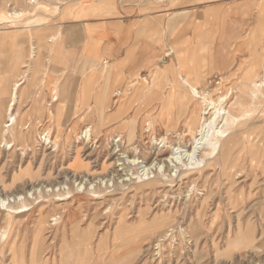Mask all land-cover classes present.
I'll use <instances>...</instances> for the list:
<instances>
[{
	"label": "rangeland",
	"instance_id": "1",
	"mask_svg": "<svg viewBox=\"0 0 264 264\" xmlns=\"http://www.w3.org/2000/svg\"><path fill=\"white\" fill-rule=\"evenodd\" d=\"M87 1L89 0H0V79L7 76L10 81L6 82L12 83L26 75L22 86L35 89L37 81L30 79L35 60L39 59L41 70H44V56H41L42 50L37 38L39 26L50 23L64 6ZM119 1L126 7H135L141 1L150 0ZM154 1L158 2L159 8H174V27H179L177 24L187 25L193 38L191 45L198 47L202 55L199 60L197 54H190L187 59L190 64L184 68L175 59L173 69L169 66L166 73L159 76L175 75L174 79L178 75L188 76L190 79L204 76V88L208 87L210 81L220 79V85L214 87L213 99L229 90L232 94L224 106L228 108L234 103H241L235 112L239 121L234 128L237 135L235 147L229 154L231 173L222 175V162L218 156L216 162L219 166L203 172H199L202 169L199 167L190 171L186 177L175 178L170 186L161 184L138 191L134 183L117 187L115 180L118 177L114 171L123 167L111 170L108 167L118 155L126 152V156H120L119 163H125L126 169L118 173L119 177L126 179V174L132 173L136 176L143 165L128 166V160L138 157L139 162L151 164L158 147L148 134H152L157 140L165 134L164 126H155L151 133L144 130L148 116L154 113L153 116L158 121L159 116L156 117L155 114L158 94L164 96L175 87L168 80H156V75L144 80V87L141 89L137 86L130 89L129 82L123 88L127 92L124 99H112V94L118 88L112 90L104 109L89 111V126L85 125L78 130L70 127L68 119L55 120L49 108L50 103H45L43 111H32L28 103L30 93L23 98L18 92V100L13 106L17 115L14 128L19 129L23 143H19L11 132L5 133L6 129L3 130L2 127L7 117L5 109L0 111V194L11 197L22 195L26 200L23 206L27 210L20 211L18 215H9L5 205L0 207V230L4 227L9 231L7 244L0 245V264H11V247L21 252L23 264H30L33 234L40 219L45 224L39 233L47 246L41 258L49 259L50 264L59 258L63 241L71 245L73 236L83 237L86 233L89 234V264H264V100L255 101L251 98L250 87L243 86L247 72L253 66L257 70L252 73L251 80L261 82L260 74L262 75L264 65V0ZM36 19L42 21L32 23ZM17 45L22 47V59L18 64L15 63ZM208 59H214L213 69ZM14 64H17L16 69ZM138 90L142 94L135 98L134 93ZM53 99L54 97L51 98V103ZM125 102L130 103L126 107V118L109 122L107 118L110 108L114 112ZM192 112L199 114L198 104L193 107ZM126 119H134L133 126L121 128L128 122ZM86 129H90L88 141L81 138ZM130 129L133 130L131 139ZM118 135L121 136L120 147L112 143L113 138ZM5 140L14 146L6 149L3 145ZM185 141L188 143L187 137ZM111 154H116L117 157L110 156ZM159 155V159H165L166 149ZM76 156L82 163L83 170L75 169L73 159ZM25 166L26 171L20 172ZM18 171L21 173L20 180L13 182L12 178L18 176ZM23 173L28 174L25 176ZM81 177L86 184L92 181L94 188L97 186L95 196L85 192L90 186L84 185L86 190L83 186L77 187ZM102 178L108 182H99ZM113 179L114 182L111 181ZM38 185H48L47 189L50 191L47 193ZM36 186L41 192L38 190L37 193L32 192L33 197H26V192ZM61 198L68 199L61 201ZM12 200L14 198L10 199V206L21 207L19 202L13 203ZM165 213L172 214L175 232L160 242L157 234H129L126 237L114 233L121 217L124 220L121 228L131 226L135 229L140 219L145 223L142 225L144 226ZM54 216L59 219L50 221ZM238 224L243 229L249 224L254 240L251 244L247 242L227 249L226 245L235 236ZM208 228L214 232L207 233ZM191 229H202L204 233L193 235ZM181 230L187 231L188 235H180ZM118 236L126 237L123 244L117 240ZM68 245L65 244L66 247ZM122 251L124 255H118Z\"/></svg>",
	"mask_w": 264,
	"mask_h": 264
},
{
	"label": "crops",
	"instance_id": "2",
	"mask_svg": "<svg viewBox=\"0 0 264 264\" xmlns=\"http://www.w3.org/2000/svg\"><path fill=\"white\" fill-rule=\"evenodd\" d=\"M173 14V7L159 8L154 0L141 1L135 7H126L119 0H89L64 6L50 23L39 26L37 38L42 49L41 56H44V70H41L40 64L39 72L31 73L30 79L37 81L33 92L30 87L22 86L26 75L18 78L21 85L16 93V102L18 92L23 98L29 92L28 103L32 111H43L45 103H50L55 120L68 119L70 127L76 130L89 126V111H102L112 90L123 89L132 81H136V86L141 89L151 73L174 65L175 59L184 64L190 54H197L200 60L199 48L191 45L190 29L185 24L174 27ZM19 47L17 45L15 49L17 64ZM173 48L174 51L170 52ZM208 61L213 69L214 59ZM7 79V76L0 79V111L5 109V115L15 82H6L10 81ZM141 94L138 90L134 93L135 98ZM52 97L55 101L51 103ZM129 105L125 102L122 106ZM75 169L83 170V166ZM41 237V248H33L32 242L30 264L33 261L50 264L49 259L41 258L47 249L46 241ZM126 237L118 236L117 240L123 244ZM72 240L71 245L66 243L67 252L60 245L59 258L52 264H89V234L73 236ZM11 248V264L13 260L23 264L21 252ZM67 254L71 258L63 263L62 256ZM118 255L123 256V251ZM38 256L40 258L36 259Z\"/></svg>",
	"mask_w": 264,
	"mask_h": 264
},
{
	"label": "bare ground",
	"instance_id": "3",
	"mask_svg": "<svg viewBox=\"0 0 264 264\" xmlns=\"http://www.w3.org/2000/svg\"><path fill=\"white\" fill-rule=\"evenodd\" d=\"M68 6H70V5H66V7H68ZM83 14H84V12H83ZM41 21H42L41 19H36L32 23H34V22L39 23ZM20 48L22 49V47L20 46L19 50L17 51L18 52V56H17L18 61L17 62H19L22 59V53H21ZM40 50H42V49H40ZM37 51H38V49H37ZM170 52H173V51H170ZM102 60H103V58H102ZM176 62L178 63V65L182 66V68H184L190 64V62H187V63L184 62V64H183L180 62L179 59ZM33 65H34L33 71L36 73L39 72V69H40L39 59L35 60ZM170 67H171V69H173V66H170ZM168 68H169V66L163 70L158 69L157 71L151 73L152 76L156 75V80H163V79L168 80L169 83L175 85V87L173 89H171V91L168 92L166 95L162 96L163 94L162 95L158 94V96L156 97L157 98V107H156L157 111L155 112V114H156V117H157V115L159 116V118H158L159 123L154 118L155 117V116H153L154 113L152 114V116H148L146 118L147 119L146 123H145L146 129H144V130L148 131L147 133H151V129L152 128L154 129L155 126H157V127H159V126L163 127L164 126V129H166L164 136L162 138H160L159 140H157L156 137H153L152 134H148L151 137L152 141H155V143L158 147L157 153L153 154V155H155L154 156L155 159L153 158L154 159L153 162L151 164L147 165L146 163L144 164L143 161L139 162L140 160L138 157H134V158L131 157V160L130 161L128 160L127 165L128 166H129V164L130 165L136 164L138 166L143 165V166H141L142 170L140 169L141 171L138 172L136 176L133 173L129 174V175L126 174V177L127 176L128 177L126 179H121V177H119L118 173L122 172V171L124 172L126 167H125V163L120 164L121 163L120 156L121 155L123 156L126 152L123 153V152H121V149H120L119 152H121V154L119 153L120 155H118V153H117L118 157L116 156V154H111L110 156L114 155L117 158L115 159L114 163L108 167V169L111 170L114 167H117V168L123 167L120 170H116V171L112 170V172L114 171V173L115 172L117 173L116 177H118V178L115 180L117 187H124V186H128L131 183L132 184L134 183V184H136L135 189L138 191L141 189L144 190L145 187L146 188L147 187L154 188L157 185H161V184L170 186L172 183H174L175 178L186 177V175H188V173L190 171H193L195 169H199V167L202 168L201 171H199V172H203L204 170L209 169L211 167L219 166V164L216 162V159L218 156H219V158H221V162H222L221 163L222 165L220 168L222 175L225 176V174L231 173L232 166L229 162V154L232 153L231 150L233 147H235L234 144L236 143L235 141L237 140V135L235 133L234 128L237 126V123L239 121V117L236 116L235 112H236V110L239 109V107L241 106V103H234L233 105H230L228 108L226 105L224 106V104H226V101L228 99H230V96L232 94L231 91H229V90H227L224 94L221 93L220 96H218L215 100L213 99V94L215 92L214 87L220 85V83H221V82H219L220 79H219V81H214V80L210 81L208 83V87L204 88L205 87V80L203 79L204 76H200V77L194 76L193 79H190L188 76L178 75V77L176 79H174L175 75L174 76L170 75L169 77H167L168 75L163 74L165 76L160 77L159 75L162 73H166V70ZM255 70H257V67L253 66L247 72L248 75L246 76L247 78H245V84H243V86H245L246 88L250 87L251 98L254 99L255 101L261 102L262 100H264V65L262 67V75L260 74L261 77L259 76L260 81H261L260 83L253 81V79L251 80L252 73ZM255 79H257V78H255ZM20 85H21V81H18L16 83H14V85H13L11 102L7 106V110H6L7 111V113H6L7 114L6 115L7 121L3 124L2 128H3V130L6 129L5 133L11 132L13 135H15V133L18 134L17 136L15 135L16 140L19 141V143H23V141H21V133H20L19 129L17 130L16 128H14V124L16 122L17 115L14 113L15 109H13V106L16 103V98H17L16 93H17V90L20 87ZM135 86H136V81H132L130 83V89L132 87H135ZM149 90H151V89H149ZM125 93H127L125 90L118 88L112 94V99L120 98V97H121V99H124ZM152 94H153V92H152ZM154 94H156V93H154ZM197 104L200 107L199 114L196 112H192L193 107ZM111 110L112 109L110 108V110H109L110 114L108 115V118H107V120L109 122H115L116 120H120V119L122 121L123 119L126 118L125 117L126 107L120 106L119 108L115 109L114 112H111ZM102 114H103V112H102ZM127 121H128L126 123L127 125L124 124V125H122L121 128H123V127L125 128L126 126H129V127L133 126L134 119H129ZM10 122H11V124H10ZM53 123H54V121H53ZM83 132H84V130H83ZM89 132H90V129H86L84 132V136L81 138H84L87 141L90 140ZM132 135H133V130L130 129L129 139H131ZM173 136L175 139L174 141H173ZM186 137L188 138V143H186V141H185ZM79 138H80V136H79ZM113 140L114 141H112V143L116 144L117 147H120L121 136L118 135V136L114 137ZM6 141L7 140H5V143L3 144L6 149H10L11 147L14 146V145L9 144L8 141L7 142ZM96 142H97V140H96ZM114 146L115 145H113V147ZM117 147H116V149L118 150ZM55 148H56V146H55ZM61 148H63V146ZM57 149H58V147H57ZM114 149H115V147H114ZM163 149H166L167 157L165 159H159V156H160L159 154L162 152ZM22 150L23 149H21V151ZM117 150H114V151L116 152ZM128 150H130V147ZM135 150L138 151V148H135ZM139 150H140V148H139ZM112 153H113V151H112ZM136 154H137V152H136ZM22 155H24L23 152H22ZM125 156H126V154H125ZM128 158L130 159L129 156H128ZM122 159L125 160V158H123V157H122ZM73 164L76 167L82 165V163L79 161L77 156L74 157ZM200 165H202V166H200ZM26 166L20 172H25ZM193 166H195V167H193ZM74 168L72 170H74ZM137 169L139 170V168H137ZM20 172L18 171V176H13L14 177V178H12L13 182H16L20 178L19 177L20 176L19 174H21ZM207 172H208V170H207ZM116 173H115V175H116ZM25 174H28V173H25ZM25 174L23 173V175H25ZM111 174H109V175H111ZM23 175H22V177H23ZM31 175L32 174L30 172V176ZM25 176H27V175H25ZM86 176L89 177V174H87ZM123 176H125V175H123ZM133 176H135V177H133ZM82 178L83 177L80 178V181L77 184V187L80 188L83 186L85 188L86 186H88V187L90 186L88 188V190L85 192L91 196H95L96 192H97V186L94 188V186L92 185V181H89V183L86 184V182H84V180ZM112 178L115 179V177H112ZM114 179L111 181L114 182ZM119 180H121V181L119 182ZM99 182L105 183V182H108V180H105L104 178H102V179H99ZM114 184H113V188L116 189L117 187L115 188ZM84 185H86V186H84ZM47 186L38 185V187H41V188L43 187L46 190V192L48 193L50 190L47 189L48 188ZM38 187L37 186H36V188L31 187L30 190L26 192V197L28 196V198H31V196L33 195L32 192H34V193L38 192V190H39ZM61 189H59V190H61ZM85 190H86V188H85ZM40 192L41 191L39 190V193ZM63 195H64V193H63ZM1 196L2 197L0 198V207L5 205L6 211L8 210L7 214L18 215L19 213H21L20 211H26L27 210V208L25 206H23V203L26 200H25V198H22V195L16 194L14 197H11L10 195H6L3 193ZM11 198L12 199L14 198V201L12 200L13 203H15V201H16V203L19 202V205L21 207L18 208V207H15L13 205L10 206V202H11L10 199ZM164 198H167V197H165V195H164ZM65 199H68V198H61V201H64ZM141 215H142V213H141ZM57 219H59V218L57 216H54L53 218H51L50 221L55 222ZM172 222H173L172 214L165 213V214H161V215L155 217L154 220L151 221L148 225L142 226L145 223H143V221L140 219V221L138 222L137 227L135 229H132L131 226L129 228L127 226L125 228H121L123 223H124L123 217H121L118 220V224L115 227L114 233H122L125 235H129V234L130 235L157 234V236L159 237L158 240L160 242V240H164V239L174 235L175 227L173 226L174 224L172 225ZM44 224L45 223H44L43 219H40L38 221V223L36 224V228H35L36 230H35V233L33 234L34 235L33 248L34 247L38 248L39 246H41V243H42V239H41L42 237L41 236L42 235L39 233V230L41 229V227ZM185 230H181L179 232V234L187 236L188 233ZM236 230L237 231L235 233V236L233 237V239H230L226 245L227 249H231L232 246L233 247L234 246L239 247L243 244H246L247 242H250V244H251L254 240L253 230L251 229L249 224L246 225L245 229H243L241 227V225L238 224V226L236 227ZM206 232L207 233H213L214 231H213V229L208 228V229H206ZM189 233H190V231H189ZM193 233L198 236V235L203 234L204 231L202 229H196V230L191 229V234H193ZM5 236H7V237L4 240ZM8 238H9V231L4 229V227H3V229L0 230V245L1 244L6 245ZM43 240H45V239L43 238ZM62 244H64L63 249H65L66 252L69 251V250H66V248H65L66 242L63 241ZM39 248H41V247H39ZM43 248H44V246H43ZM39 256L36 257V259L40 258ZM32 258H34V255ZM62 258H63V260L67 261L71 258V256L69 254H67V255H63ZM16 261H18V260H16ZM16 261L13 260V264H21L20 261H18V262H16ZM34 262H35V264L38 263V261H33V263ZM40 263H41V261H40Z\"/></svg>",
	"mask_w": 264,
	"mask_h": 264
},
{
	"label": "built area",
	"instance_id": "4",
	"mask_svg": "<svg viewBox=\"0 0 264 264\" xmlns=\"http://www.w3.org/2000/svg\"><path fill=\"white\" fill-rule=\"evenodd\" d=\"M67 1H68V2H75V1H78V0H67ZM53 101H55V99H53L52 102H53ZM49 106H50V105H49ZM83 136H84V132L82 133V136H81V137H83ZM42 139H44V138H42Z\"/></svg>",
	"mask_w": 264,
	"mask_h": 264
}]
</instances>
